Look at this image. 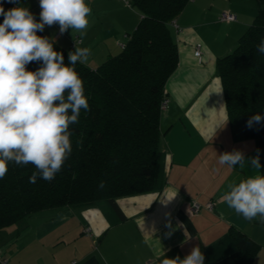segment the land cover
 Masks as SVG:
<instances>
[{
	"label": "crops",
	"instance_id": "crops-1",
	"mask_svg": "<svg viewBox=\"0 0 264 264\" xmlns=\"http://www.w3.org/2000/svg\"><path fill=\"white\" fill-rule=\"evenodd\" d=\"M86 1L95 11L90 30L69 28L61 35L59 25L53 24L43 32L68 52L75 46L89 48L85 64L95 67L121 50L141 15L121 0ZM261 4L260 0H189L173 19L175 24L170 22L177 65L165 82L167 102L159 118L160 146L166 153L163 188L118 196L112 217L95 205L61 207L56 218L27 225L22 232L4 226L0 253L6 264H78L90 254L101 264H162L166 258H185L195 247L204 261L212 263L236 249L231 227L257 244L251 263L264 264V221L259 216L246 220L221 199L229 183L260 172L247 161L232 168L218 162L220 154L234 150L246 160L257 154L253 138L232 136L216 70L217 58L237 45ZM20 6L39 22L37 0H20ZM224 10L236 19L220 20ZM76 37L83 43H76ZM197 44L200 58L194 54ZM194 201L201 205L212 201L213 207L192 212ZM12 231L17 234L10 239Z\"/></svg>",
	"mask_w": 264,
	"mask_h": 264
},
{
	"label": "trees",
	"instance_id": "trees-1",
	"mask_svg": "<svg viewBox=\"0 0 264 264\" xmlns=\"http://www.w3.org/2000/svg\"><path fill=\"white\" fill-rule=\"evenodd\" d=\"M189 0H129L140 12L136 28L127 34L121 50L95 67L77 62L89 110L70 125L72 152L52 181L29 183L34 165L8 164L0 179V228L32 211L47 207L95 205L110 217L115 198L161 190L165 183V151L160 146L159 118L166 98L165 82L177 65V45L170 22ZM5 11L16 7L0 0ZM4 17L0 16V23ZM236 19V18H235ZM54 50L68 64L69 52L43 31ZM264 38V3L237 45L216 60L227 118L234 139L253 138L264 175V123L247 126L255 114L264 116V55L256 51ZM41 62L27 65L29 71ZM105 187L99 189L100 181ZM112 217V216H111ZM121 218V217H120ZM236 249L204 264H252L257 244L239 229L230 228ZM78 264H101L90 254Z\"/></svg>",
	"mask_w": 264,
	"mask_h": 264
},
{
	"label": "clouds",
	"instance_id": "clouds-1",
	"mask_svg": "<svg viewBox=\"0 0 264 264\" xmlns=\"http://www.w3.org/2000/svg\"><path fill=\"white\" fill-rule=\"evenodd\" d=\"M7 2L17 6L5 11L0 3V16L4 17L0 23V179L6 175L8 164L14 162L34 165L36 171L29 183L35 184L38 177L50 182L72 152L70 125L79 122L82 109L89 110L75 65L86 63L91 50L75 46L65 64L63 54L37 32L53 24L59 25L61 35L69 28L82 32L88 27L92 10L86 0H39L37 22L27 7L20 6V0ZM256 51L264 55V38ZM34 61L42 66L29 71L27 65ZM262 123L264 116L255 114L247 126ZM245 161L261 169L259 149L247 160L238 150L225 152L218 162L232 168L243 166ZM104 187L102 180L98 188ZM221 199L246 220L259 216L264 221V175L229 183ZM204 260L200 248L195 247L185 258H166L162 264H204Z\"/></svg>",
	"mask_w": 264,
	"mask_h": 264
},
{
	"label": "rangeland",
	"instance_id": "rangeland-1",
	"mask_svg": "<svg viewBox=\"0 0 264 264\" xmlns=\"http://www.w3.org/2000/svg\"><path fill=\"white\" fill-rule=\"evenodd\" d=\"M260 1H261V3H264V0H260ZM86 3L90 6V8L92 10L90 15H89V17H88V19L91 20L92 19V15H95V11H94V8L92 7L91 3H89L88 1H86ZM127 6H131V5H127ZM90 23H92V22H90ZM86 30H90V29L87 28ZM98 30H100L99 27H98ZM55 31H58L57 27H56ZM58 34H60V32H58ZM76 43H81L80 39H79V41H76ZM59 208H61V207L53 206V207H47V208H44V209H39V210H36V211H32L29 214H27L25 217L19 219L15 223L11 224L14 227L13 230L15 231L17 229L19 232H22L23 230L26 229L27 225L28 226L29 225H33V224L35 225V224L43 221L44 219H52L53 216L56 215V211ZM54 218H56V217L54 216ZM68 222L65 224L66 226L68 225ZM16 234H17V232L16 233L13 232L12 235L10 236V239L15 237Z\"/></svg>",
	"mask_w": 264,
	"mask_h": 264
},
{
	"label": "built area",
	"instance_id": "built-area-1",
	"mask_svg": "<svg viewBox=\"0 0 264 264\" xmlns=\"http://www.w3.org/2000/svg\"><path fill=\"white\" fill-rule=\"evenodd\" d=\"M121 1H123L127 5H130L129 0H121ZM37 4H38V7L40 8L39 0H37ZM40 11H41V8H40ZM235 18H236L235 14L233 12H231V11H228V10H224V11H222L219 14V19L220 20L232 21V20H235ZM171 23L175 24V21L172 20ZM75 41H79V38H76ZM194 54L198 58L201 57V51H200V45L199 44L196 45V48L194 50ZM166 102H167V99L164 98V100L161 103V107H163L166 104ZM202 206L207 208V209H211L213 207V202L212 201H207L206 203H204V205H201L200 203H197V202L194 201V202L191 203L190 209H191L192 212H198L201 209ZM6 261L7 260L0 253V264H6Z\"/></svg>",
	"mask_w": 264,
	"mask_h": 264
}]
</instances>
